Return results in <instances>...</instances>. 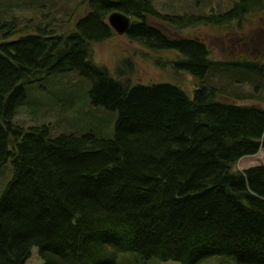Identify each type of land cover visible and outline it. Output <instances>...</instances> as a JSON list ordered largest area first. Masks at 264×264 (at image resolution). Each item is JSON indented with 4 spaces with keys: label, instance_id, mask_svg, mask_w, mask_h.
I'll use <instances>...</instances> for the list:
<instances>
[{
    "label": "trees",
    "instance_id": "trees-1",
    "mask_svg": "<svg viewBox=\"0 0 264 264\" xmlns=\"http://www.w3.org/2000/svg\"><path fill=\"white\" fill-rule=\"evenodd\" d=\"M82 4L73 20L75 10L19 35L14 18L0 22V167L11 163L0 194V264H24L33 247L41 264H119L121 254L264 264V163L232 169L264 147V105L223 100L207 77L264 80V51L216 60L199 37L150 22L264 29V0H231L206 15L162 13L150 0ZM112 11L130 17V40L178 55L195 81L191 95L167 82L125 83L92 60V45L114 34ZM70 71L89 83V104L116 113L111 136H54L47 123L14 121L27 85Z\"/></svg>",
    "mask_w": 264,
    "mask_h": 264
},
{
    "label": "rangeland",
    "instance_id": "rangeland-1",
    "mask_svg": "<svg viewBox=\"0 0 264 264\" xmlns=\"http://www.w3.org/2000/svg\"><path fill=\"white\" fill-rule=\"evenodd\" d=\"M83 0H0V22L15 19L16 35L31 31V26L49 22L50 19L63 20L72 10L71 20L84 8ZM154 7L169 14L188 12L206 15L211 9L223 11L231 0H150ZM150 22L170 36H195L204 41L216 60L229 61L235 58H256L264 51V29L262 22L242 30L233 27L197 25L175 29L169 25ZM231 28L232 30L230 31ZM15 37V35L13 36ZM178 55L172 51H151L125 34H113L109 39L92 45V60L105 67L111 74L125 83L150 84L167 82L176 84L189 95L195 86L194 79L180 67ZM128 60L131 65L123 63ZM176 61V63L174 62ZM220 66V65H219ZM229 67V66H228ZM208 81L221 88V99L237 103L264 105V80L259 78L232 77L229 74L211 72ZM89 83L75 72L50 76L39 83L25 87V102L18 106L14 121L24 127L47 123L50 133H73L80 135L92 132L101 137L111 136L116 113L89 104ZM264 163V147L256 154L241 157L232 167L243 169ZM11 177V163L8 160L0 167V194ZM119 264H178L177 262H141L134 254L118 256ZM24 264H41L37 250L33 247ZM202 264H233L215 256Z\"/></svg>",
    "mask_w": 264,
    "mask_h": 264
},
{
    "label": "water",
    "instance_id": "water-1",
    "mask_svg": "<svg viewBox=\"0 0 264 264\" xmlns=\"http://www.w3.org/2000/svg\"><path fill=\"white\" fill-rule=\"evenodd\" d=\"M107 23L114 33L126 34L130 25V17L119 11H112L107 15Z\"/></svg>",
    "mask_w": 264,
    "mask_h": 264
}]
</instances>
